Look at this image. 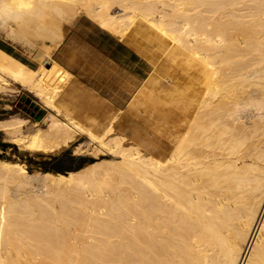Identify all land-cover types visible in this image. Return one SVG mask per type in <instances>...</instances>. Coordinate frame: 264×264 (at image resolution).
I'll list each match as a JSON object with an SVG mask.
<instances>
[{"label":"bare ground","instance_id":"6f19581e","mask_svg":"<svg viewBox=\"0 0 264 264\" xmlns=\"http://www.w3.org/2000/svg\"><path fill=\"white\" fill-rule=\"evenodd\" d=\"M78 14L139 50L129 37L144 25L195 62L181 124L163 153L120 132L121 111L97 133L59 105L68 72L41 64L55 114L25 148L56 153L81 132L94 162L31 171L0 158V264H264V0H0L2 25L40 47ZM25 124L0 118V131Z\"/></svg>","mask_w":264,"mask_h":264},{"label":"rangeland","instance_id":"374dc122","mask_svg":"<svg viewBox=\"0 0 264 264\" xmlns=\"http://www.w3.org/2000/svg\"><path fill=\"white\" fill-rule=\"evenodd\" d=\"M78 16L80 14L63 21V34L67 25ZM12 27L14 25L11 23L0 24V73L7 79L6 86H0V118L22 117L26 118V124L22 127L21 134L11 135L0 131V158L4 157L8 161L18 162L31 171L51 170L48 168L49 163L61 155L74 157L79 155L77 165L81 164L80 167L94 162L92 146L95 143L91 144L88 137L81 132L76 134V139L73 142L56 153L45 154L25 148V144L28 143L37 128L32 125L38 124L40 128L44 129L47 125V115L55 114L42 99L46 92L52 91L53 84L43 75L41 64L50 66L55 62L51 57L44 56L46 52L43 54V49L50 52L51 56L52 51L59 43L54 46L50 40H46V44L48 43L52 47L49 51L45 47L47 44L42 45L45 47L42 49L40 40L36 39V36L23 34L17 29L15 31V28ZM129 39L144 46L145 49L139 50L133 43L127 42L151 62V71L139 86L136 96L120 114L116 126L120 132L126 133L133 141L148 143L149 150L163 153L166 146L170 144L172 134L177 132V128L180 127L181 120L178 115L182 112L183 87L186 81L194 79L195 62L187 60L181 54L171 52L167 42L163 41L154 30L144 25L135 26ZM2 49L10 50L26 60H31L33 67L36 62L37 67L34 69L20 67L21 65L6 56ZM48 61L47 65L44 64ZM20 97H26L28 102H22ZM35 105L38 110L35 109ZM65 109L69 114H73L67 108ZM108 118L86 116L82 123L99 133L105 127ZM13 138L21 139L22 143L12 142ZM81 158H84V161L81 162ZM100 158L111 159L112 157L107 153ZM33 182L34 185H37V181Z\"/></svg>","mask_w":264,"mask_h":264},{"label":"crops","instance_id":"0c3cea01","mask_svg":"<svg viewBox=\"0 0 264 264\" xmlns=\"http://www.w3.org/2000/svg\"><path fill=\"white\" fill-rule=\"evenodd\" d=\"M2 52L20 67H37L10 50ZM50 57L68 72L59 105L81 122L86 116L122 113L151 71V62L142 53L85 15L67 25Z\"/></svg>","mask_w":264,"mask_h":264},{"label":"water","instance_id":"95a60500","mask_svg":"<svg viewBox=\"0 0 264 264\" xmlns=\"http://www.w3.org/2000/svg\"><path fill=\"white\" fill-rule=\"evenodd\" d=\"M28 101V99H27ZM32 105V102L30 103ZM35 109H37V106H34ZM78 159L79 155L77 156H66V155H61L52 162L49 163L48 168L51 170H54L55 172H60L68 169H77L78 168ZM68 168V169H66Z\"/></svg>","mask_w":264,"mask_h":264},{"label":"flooded vegetation","instance_id":"af4514ba","mask_svg":"<svg viewBox=\"0 0 264 264\" xmlns=\"http://www.w3.org/2000/svg\"><path fill=\"white\" fill-rule=\"evenodd\" d=\"M20 100H21L22 102H26V103L28 102L27 99H26V97H20Z\"/></svg>","mask_w":264,"mask_h":264},{"label":"trees","instance_id":"16d2710c","mask_svg":"<svg viewBox=\"0 0 264 264\" xmlns=\"http://www.w3.org/2000/svg\"><path fill=\"white\" fill-rule=\"evenodd\" d=\"M80 161H81V162H82V161H84V158H81V159H80ZM79 166H81V164H80V165H78V167H79Z\"/></svg>","mask_w":264,"mask_h":264}]
</instances>
